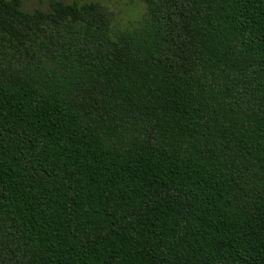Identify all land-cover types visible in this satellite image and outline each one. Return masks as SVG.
<instances>
[{
	"label": "trees",
	"instance_id": "trees-1",
	"mask_svg": "<svg viewBox=\"0 0 264 264\" xmlns=\"http://www.w3.org/2000/svg\"><path fill=\"white\" fill-rule=\"evenodd\" d=\"M0 0V264H264V0Z\"/></svg>",
	"mask_w": 264,
	"mask_h": 264
},
{
	"label": "rangeland",
	"instance_id": "rangeland-1",
	"mask_svg": "<svg viewBox=\"0 0 264 264\" xmlns=\"http://www.w3.org/2000/svg\"><path fill=\"white\" fill-rule=\"evenodd\" d=\"M72 2L73 0H62ZM79 2H96L107 5L117 16L119 30H135L145 18V6L136 0H77ZM25 11L49 9L50 0H22Z\"/></svg>",
	"mask_w": 264,
	"mask_h": 264
}]
</instances>
